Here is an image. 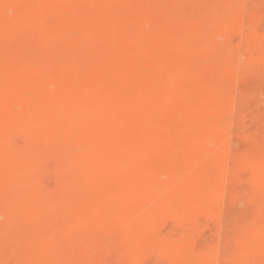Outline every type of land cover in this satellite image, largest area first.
<instances>
[{
	"label": "rangeland",
	"instance_id": "rangeland-1",
	"mask_svg": "<svg viewBox=\"0 0 264 264\" xmlns=\"http://www.w3.org/2000/svg\"><path fill=\"white\" fill-rule=\"evenodd\" d=\"M0 2L2 264H264V0Z\"/></svg>",
	"mask_w": 264,
	"mask_h": 264
},
{
	"label": "bare ground",
	"instance_id": "bare-ground-1",
	"mask_svg": "<svg viewBox=\"0 0 264 264\" xmlns=\"http://www.w3.org/2000/svg\"><path fill=\"white\" fill-rule=\"evenodd\" d=\"M216 2L217 1H214L211 5H212V7L214 6V8H215V4H216ZM1 3V2H0ZM13 3V2H12ZM2 4V3H1ZM192 5V4H191ZM190 5V6H191ZM8 6V5H7ZM176 6V5H175ZM229 6V5H228ZM8 7H10V5L8 6ZM189 7V6H188ZM24 8V7H23ZM193 8V7H192ZM203 8V7H202ZM176 9V8H175ZM197 9V8H196ZM172 10V9H171ZM183 10H184V8H183ZM191 10V9H190ZM218 10H219V8H218ZM221 10V9H220ZM22 11V10H21ZM213 11V10H212ZM203 12V11H202ZM224 12V11H223ZM239 12V11H238ZM226 13V12H225ZM229 12H227V14H228ZM239 14V13H238ZM204 15V14H203ZM221 15V14H220ZM209 17H210V12H209ZM208 20V19H207ZM233 20V19H232ZM214 24V23H213ZM212 24V25H213ZM204 26V25H203ZM66 27V26H65ZM204 28V27H203ZM206 29V28H205ZM220 31L222 32V33H226L225 32V29L224 28H221L220 29ZM48 32V31H47ZM46 32V33H47ZM205 32H208V31H205ZM218 32V31H217ZM229 32H231V31H229ZM228 32V33H229ZM43 33V32H42ZM219 33V32H218ZM46 35V34H45ZM78 35V34H77ZM216 35H218V34H216ZM226 35V34H225ZM43 36V35H42ZM204 36V35H203ZM220 36V35H219ZM222 36H223V34H222ZM82 37V36H81ZM213 37V36H212ZM229 38V37H228ZM208 39V38H207ZM206 40V39H205ZM229 40V39H228ZM83 41V40H82ZM81 41V42H82ZM85 42V41H84ZM84 42H83V44H84ZM88 42V41H87ZM231 42V41H230ZM204 43V42H203ZM72 44V43H71ZM205 44V43H204ZM215 44V43H214ZM67 45V44H66ZM35 47V46H34ZM88 47H89V45H88ZM219 47V46H218ZM218 47H216V48H218ZM221 47V46H220ZM12 48V47H11ZM97 49V48H96ZM207 49V48H206ZM218 49H220V48H218ZM95 50V49H94ZM244 50V49H243ZM70 51V50H69ZM97 51V50H96ZM218 51V50H217ZM216 51V52H217ZM72 52V51H71ZM92 52V51H91ZM241 52V51H240ZM97 53V52H96ZM236 53V52H235ZM86 54V53H85ZM222 55V54H221ZM88 56V55H87ZM95 56H96V54H95ZM36 57V56H35ZM91 57V56H90ZM222 57V56H221ZM95 58V57H94ZM37 59V58H36ZM35 59V60H36ZM96 59V58H95ZM31 60V59H30ZM49 60V59H48ZM87 61H89V60H87ZM86 62V61H85ZM42 63V62H41ZM72 63V62H71ZM251 63V62H250ZM92 64V63H91ZM83 65H84V63H83ZM89 66V65H88ZM59 67V66H58ZM69 67V66H68ZM41 68V67H40ZM72 68V67H71ZM70 67H69V69H71ZM249 68V67H248ZM59 69V68H58ZM65 69V68H64ZM57 70V69H56ZM248 70V69H247ZM49 71V70H48ZM58 71V70H57ZM66 71H67V69H66ZM72 71V70H71ZM240 71V70H239ZM42 72H44V71H42ZM77 75V74H76ZM49 76V75H48ZM62 76V75H61ZM62 78V77H61ZM63 79V78H62ZM242 81L241 82H243V84H245V85H247V86H250V87H253V89L255 88V86H257V85H253V82L252 81H250L247 77H245V76H242V79H241ZM248 89H249V87H248ZM253 89H252V91H253ZM245 91V90H244ZM264 91V90H263ZM251 92V91H250ZM254 92V91H253ZM247 94H250V93H247ZM61 95V94H60ZM254 95H256L255 93H253V94H250V95H246V96H243L242 97V102L243 103H245V104H249V105H251L252 107H256V105H257V99L255 98V97H253ZM31 97V96H30ZM61 97V96H60ZM56 99V98H55ZM58 99V98H57ZM62 99V98H61ZM237 103V102H236ZM32 108V107H31ZM28 109V108H27ZM36 109V108H35ZM79 109V108H78ZM90 109H91V107H90ZM104 109V108H103ZM227 109V108H226ZM238 109V108H237ZM247 110V109H246ZM35 112V111H34ZM75 112V111H74ZM73 112V113H74ZM77 113H79V112H77ZM84 113H85V111H84ZM257 114V113H256ZM73 115H75V114H73ZM13 116V115H12ZM30 116V115H29ZM29 116H28V119H29ZM78 116V115H77ZM76 116V117H77ZM33 117V116H32ZM81 119H83V118H81ZM235 119V118H234ZM78 120V119H77ZM257 123V122H256ZM232 124V123H231ZM61 125V124H60ZM239 127V126H238ZM61 128V127H60ZM259 128V127H258ZM60 131V130H59ZM55 134H56V132H55ZM261 136V135H260ZM69 137V136H68ZM63 138V137H62ZM57 140V139H56ZM59 141L61 140V139H58ZM57 140V141H58ZM57 141H55V143H57ZM53 142V139L51 140V142L50 143H52ZM49 144V143H48ZM37 150V149H36ZM49 153V152H48ZM38 155V154H37ZM37 157V156H36ZM37 160V159H36ZM95 164V163H94ZM229 166V165H228ZM226 167V166H225ZM243 178V177H242ZM8 179V178H7ZM29 179V178H28ZM244 186V185H243ZM238 188V187H237ZM223 193V192H222ZM224 194V193H223ZM243 194V193H242ZM53 197V196H52ZM247 197V196H246ZM27 198V197H26ZM226 198V197H225ZM10 199V198H9ZM8 199V200H9ZM45 199L47 200V202L50 204V202H49V199H50V197H49V199H48V197L46 198L45 197ZM51 199H54V198H51ZM2 200V199H1ZM19 200H20V198H19ZM18 200V201H19ZM21 200H22V198H21ZM218 200V199H217ZM10 201H11V199H10ZM51 201V200H50ZM54 201V200H53ZM53 201H51V202H53ZM219 202V201H218ZM217 202V203H218ZM246 202V199H244L241 195H240V193H239V188L238 189H232V192H231V194H230V199H229V201H228V203H227V208H225V210H223V212H222V210L220 211V212H217V213H219L218 214V219H217V227L218 228H221V226L223 225L224 227H225V231L226 232H224V235H222L223 237L225 236V238H223L225 241H228L230 238H229V234H231V233H227V231H228V229L229 230H232L233 232H234V230H235V232L238 230V231H240V230H242L243 228V230H245V229H249L251 226L253 227V226H257V225H254L255 223L250 219V217H249V214L247 215V213H245V210H244V208H243V203H245ZM4 203H6L5 205L3 204V209H5L6 207H7V209H8V206H10L11 205V203L9 202V203H7V199H6V201L4 202ZM44 203H46L45 201H44ZM212 203V202H211ZM220 203H222L221 201H220ZM220 203H219V205H220ZM225 203V202H224ZM48 204V205H49ZM54 203H52V204H50L52 207H54L55 205H53ZM246 204V203H245ZM50 205H49V207H50ZM165 205V204H164ZM217 205V204H216ZM225 205V204H224ZM47 206V205H46ZM114 206V205H113ZM158 207V206H157ZM222 207V206H221ZM225 207H226V205H225ZM14 208V207H13ZM212 209V208H211ZM222 209V208H221ZM9 210V209H8ZM7 210V211H8ZM13 210V209H12ZM132 210V209H131ZM130 210V211H131ZM220 210V209H219ZM7 211H6V209H5V212L7 213ZM10 211V210H9ZM11 212V211H10ZM181 212V211H180ZM11 213H13V212H11ZM181 214V213H180ZM2 215V214H1ZM6 215V214H5ZM213 215V214H212ZM134 216V215H133ZM154 216V215H153ZM255 216V215H254ZM11 217V216H10ZM147 217V216H146ZM149 217H151V216H149ZM178 217V216H177ZM12 218V217H11ZM11 218L9 219L8 218V220H9V222L10 221H12V220H14V219H12L11 220ZM148 218V217H147ZM161 218V217H160ZM261 218V217H260ZM116 219V218H115ZM131 219V218H130ZM150 219V218H149ZM152 219V218H151ZM164 219H165V217H164ZM250 219V220H249ZM184 220V219H183ZM145 221V220H144ZM155 221H157V219L155 220ZM166 222H169V220L168 221H166ZM173 222V221H172ZM254 223V224H253ZM257 223H259L258 224V226H261L260 225V221L258 222L257 221ZM136 224V223H135ZM138 224H139V222H138ZM174 224V223H173ZM6 225V224H5ZM171 225H172V223H171ZM19 226V225H18ZM164 226V225H163ZM163 226H161V227H163ZM258 226H257V228H258ZM263 226V225H262ZM24 227H25V225H24ZM26 228V227H25ZM226 228H227V230H226ZM115 229V228H114ZM118 229V228H117ZM166 229H168V227H166ZM259 229H260V227H259ZM135 230V229H134ZM139 230V229H138ZM256 230V229H255ZM261 230V229H260ZM113 231V230H112ZM119 231V230H118ZM111 232V231H110ZM114 232V231H113ZM117 232V231H116ZM120 232V231H119ZM163 232V231H162ZM218 231H216V232H214V233H217ZM223 232V230L221 231V233ZM244 233V232H243ZM112 234V233H111ZM34 235V234H33ZM107 235H109V234H107ZM162 235V234H161ZM234 235V234H233ZM6 236V235H5ZM2 237L1 239H0V245L3 247V250H1L0 251V264H2V263H4V261H7V262H9L10 263V260L12 259V252H11V250H12V248H13V246L15 247V246H17L16 245V243L17 242H14L15 240L13 239V238H11V237H9L8 235L6 236V237ZM184 236V235H183ZM213 236H215V238L213 237ZM213 236H211V237H213V238H211L210 237V239H212V241H213V239H214V241L212 242L211 240V242H212V244H211V246H210V249L209 250H207L206 252L204 251L203 252V254H205V253H207V254H205L206 255V257L204 256V258H206V261L205 260H203V261H205L203 264H215V263H213V260L214 259H212V256L214 255H212L211 256V254L212 253H214L215 251H216V248H217V250H218V245H219V242H220V236H218L217 234L216 235H213ZM235 236H236V234H235ZM35 237V236H34ZM40 237V236H39ZM163 237V236H162ZM165 237V236H164ZM171 238H176V236L175 235H171L170 236ZM37 238V237H36ZM143 238V237H142ZM167 238V237H166ZM165 238V239H166ZM185 238V237H184ZM229 238V239H228ZM14 241H13V240ZM168 239V238H167ZM223 239H222V242H224L223 241ZM243 239V238H242ZM231 240V239H230ZM18 241V240H17ZM174 241V240H173ZM184 241V240H183ZM80 242V241H79ZM89 242H90V240H89ZM168 242L169 243H171L172 244V242L171 241H169L168 240ZM181 242V241H180ZM205 242H206V240H205ZM12 243L14 244L13 246H12ZM29 243H31V242H29ZM207 243V242H206ZM225 243V242H224ZM227 243V242H226ZM241 243V242H240ZM263 243V242H262ZM28 244V243H27ZM230 244H232V243H230ZM25 245H26V243H25ZM56 245V244H55ZM58 246H59V244H57ZM240 245V244H239ZM1 246H0V249H1ZM158 246V245H157ZM227 246V245H226ZM235 246V245H234ZM244 246V245H243ZM264 246V245H263ZM262 246V247H263ZM78 247V246H77ZM166 247V246H165ZM209 248V247H208ZM54 249V248H53ZM58 249V248H57ZM61 249V248H60ZM69 249V248H68ZM165 249V248H164ZM48 250V249H47ZM70 250V249H69ZM107 250V249H106ZM221 250V249H220ZM219 250V251H220ZM34 251H36V250H34ZM33 251V252H34ZM65 251H67V250H65ZM162 251V250H161ZM164 251V250H163ZM28 252V251H27ZM26 252V253H27ZM47 252V251H46ZM77 252V251H76ZM78 253H79V250H78ZM49 254V253H48ZM56 254H58V253H56ZM73 255H67L68 257H67V260H71V261H74V260H76L77 258L79 259V254L78 255H75L74 253H72ZM103 254V253H102ZM36 255H38V254H36ZM45 255V254H44ZM43 255V256H44ZM51 255H55V254H52L51 253ZM215 255H218V252H215ZM247 255V254H246ZM42 256V255H41ZM46 256V255H45ZM65 256V255H64ZM210 256H211V258H210ZM220 256V255H219ZM14 257V256H13ZM38 257H39V255H38ZM51 258H53V256H50ZM59 257V256H58ZM200 257V256H199ZM209 257V258H208ZM214 257V256H213ZM46 259H47V256L45 257ZM49 258V257H48ZM54 258H56V257H54ZM105 258V257H104ZM215 258V257H214ZM23 259V258H22ZM29 259V258H28ZM36 259H38V258H36ZM200 259V258H199ZM203 259V258H202ZM211 259H212V261H211ZM238 259V258H237ZM31 259H29V261H30ZM42 261L44 260V259H41ZM55 260V259H54ZM99 260H101V259H99ZM195 260V259H194ZM12 261V260H11ZM51 261H52V259H51ZM164 261V260H163ZM202 261V260H201ZM200 261V262H201ZM214 261H216V260H214ZM244 261V260H243ZM21 262V261H20ZM32 262V261H31ZM41 262V261H40ZM69 262V261H68ZM75 262V261H74ZM101 262V261H100ZM57 263V262H56ZM81 263V262H80ZM164 263H165V261H164ZM195 263H197V261H195ZM31 264V263H30ZM36 264V263H35ZM39 264V263H38ZM43 264V263H42ZM64 264H69V263H64ZM198 264H202V262L201 263H198ZM239 264V263H238Z\"/></svg>",
	"mask_w": 264,
	"mask_h": 264
}]
</instances>
